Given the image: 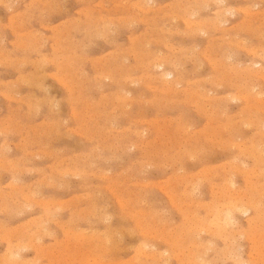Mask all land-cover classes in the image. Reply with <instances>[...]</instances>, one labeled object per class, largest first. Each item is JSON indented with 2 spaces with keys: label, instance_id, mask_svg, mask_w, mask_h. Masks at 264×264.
I'll return each mask as SVG.
<instances>
[{
  "label": "rangeland",
  "instance_id": "rangeland-1",
  "mask_svg": "<svg viewBox=\"0 0 264 264\" xmlns=\"http://www.w3.org/2000/svg\"><path fill=\"white\" fill-rule=\"evenodd\" d=\"M263 55L264 0H0V264H264Z\"/></svg>",
  "mask_w": 264,
  "mask_h": 264
},
{
  "label": "bare ground",
  "instance_id": "bare-ground-1",
  "mask_svg": "<svg viewBox=\"0 0 264 264\" xmlns=\"http://www.w3.org/2000/svg\"><path fill=\"white\" fill-rule=\"evenodd\" d=\"M15 1V0H14ZM60 3V2H59ZM133 5V4H132ZM138 5V4H137ZM204 5V4H203ZM152 6V5H151ZM63 7V6H62ZM61 7V8H62ZM140 8V7H139ZM128 9H129V7H128ZM131 9V8H130ZM208 9V8H207ZM66 10V9H65ZM140 10V9H139ZM142 11V10H141ZM222 11V10H221ZM207 12V11H206ZM214 12H217V10L216 11H214ZM69 13V12H68ZM217 14V13H216ZM253 14V13H252ZM54 17V16H53ZM177 17V16H176ZM245 24V23H244ZM211 25V24H210ZM187 27V26H186ZM110 28V27H109ZM202 32V31H201ZM200 32V33H201ZM121 33V32H120ZM237 34V33H236ZM262 34V33H261ZM248 39V38H247ZM198 42V41H197ZM196 42V43H197ZM96 43V42H95ZM241 43V42H240ZM244 44H245V42H244ZM237 45V44H236ZM197 47V46H196ZM245 49V48H244ZM243 50V49H242ZM249 50V49H248ZM248 50H246V51H248ZM262 50V49H261ZM179 51V50H178ZM258 51V50H257ZM249 52H250V50H249ZM241 53V52H240ZM239 53V54H240ZM233 54V53H232ZM231 54H229V56H230ZM236 56H237V54H236ZM264 56V55H263ZM236 58V57H235ZM260 58V57H259ZM192 59V58H191ZM124 60V59H123ZM196 60V59H195ZM227 61H228V59H227ZM18 62V61H17ZM20 63V62H19ZM158 63V62H157ZM200 63V62H199ZM17 64V63H16ZM251 64V63H250ZM159 65H161V63L159 64ZM236 65V64H235ZM159 67V66H158ZM154 68V67H153ZM160 68V67H159ZM198 68V67H197ZM237 68V67H236ZM233 70V69H232ZM263 70V69H262ZM235 71V70H234ZM52 77V76H51ZM193 77V76H192ZM16 78V77H15ZM209 78V77H208ZM164 79V78H163ZM17 80V79H16ZM198 80V79H197ZM248 80V79H247ZM251 82V81H250ZM246 85V84H245ZM56 86V85H55ZM233 86V85H232ZM223 87V86H222ZM228 87V86H227ZM219 89V88H218ZM250 90V89H249ZM54 91V90H53ZM218 91V90H217ZM215 92V91H214ZM47 93V92H46ZM211 93V92H210ZM228 95V94H227ZM260 95V94H259ZM246 96V95H245ZM4 97V96H3ZM235 97V96H234ZM240 97V96H239ZM249 97H250V95H249ZM257 97V96H256ZM218 98V97H217ZM223 98V97H222ZM228 98V97H227ZM60 99V98H59ZM240 99V98H239ZM13 100V99H12ZM245 101V100H244ZM229 102V101H228ZM207 104H208V102H207ZM223 104V103H222ZM54 105V104H53ZM257 105V104H256ZM224 106V105H223ZM245 107V106H244ZM254 108V107H253ZM225 109V108H224ZM264 109V108H263ZM219 110V109H218ZM262 111V110H261ZM71 112V111H70ZM156 112V111H155ZM160 113V112H159ZM204 115V114H203ZM138 116V115H137ZM232 116V115H231ZM189 119V118H188ZM215 119V118H214ZM190 120V119H189ZM160 121V120H159ZM234 123V122H233ZM243 124V123H242ZM260 125V124H259ZM263 125V124H262ZM248 126V125H247ZM224 128V127H223ZM227 128V127H226ZM2 129V128H1ZM53 129V128H52ZM239 130H240V128H239ZM159 131V130H158ZM118 132V131H117ZM239 133V132H238ZM134 134V133H133ZM68 138V137H67ZM259 142V141H258ZM248 143V142H247ZM69 146V145H68ZM138 147V146H137ZM177 148V147H176ZM172 151V150H171ZM198 151V150H197ZM176 156V155H175ZM191 157V156H190ZM173 158V157H172ZM242 158V157H241ZM199 160V159H198ZM264 164V163H263ZM181 166V165H180ZM221 168V167H220ZM255 172V171H254ZM197 175V174H196ZM204 176V175H203ZM201 178V177H200ZM235 178V177H234ZM180 180V179H179ZM194 180V179H193ZM175 182V181H174ZM180 182V181H179ZM196 182V181H195ZM230 183V182H229ZM211 185V184H210ZM179 186V185H178ZM168 187V186H167ZM252 187V186H251ZM192 189V188H191ZM248 189H250V188H248ZM161 190H163V189H161ZM179 190V189H178ZM224 191V190H223ZM177 193V192H176ZM214 193V192H213ZM212 196V195H211ZM190 200V199H189ZM117 201H118V199H117ZM240 203V202H239ZM141 206V205H140ZM203 206V205H202ZM230 206V205H229ZM202 208V207H201ZM176 209V208H175ZM242 209V208H241ZM214 210V209H213ZM240 210V209H239ZM182 212V211H181ZM225 212H227V211H225ZM230 213V212H229ZM247 213V212H246ZM257 214V213H256ZM255 214V215H256ZM184 215V214H183ZM109 217V216H108ZM218 217V216H217ZM219 218V217H218ZM105 221V220H104ZM139 221V220H138ZM156 221V220H155ZM221 222V221H220ZM214 223V222H213ZM225 224V223H224ZM220 225V224H219ZM253 226V225H252ZM245 229H247V228H245ZM127 230V229H126ZM203 230V229H202ZM224 230H225V228H224ZM205 231H206V229H205ZM176 232V231H175ZM189 232V231H188ZM218 232V231H217ZM226 232V231H225ZM217 235V234H216ZM237 235V234H236ZM239 235V234H238ZM119 237V236H118ZM194 237V236H193ZM100 240V239H99ZM110 241V240H109ZM211 243V242H210ZM224 243V242H223ZM151 244V243H150ZM180 244V243H179ZM153 249V248H152ZM148 250V249H147ZM140 252V251H139ZM210 253V252H209ZM164 254V253H163ZM181 255V254H180ZM208 255V254H207ZM166 257V256H165ZM165 259V258H164ZM201 262V261H200ZM177 263V262H176ZM193 263V262H192ZM206 263V262H205ZM260 263V262H259ZM261 263H263V262H261ZM186 264V263H185Z\"/></svg>",
  "mask_w": 264,
  "mask_h": 264
}]
</instances>
